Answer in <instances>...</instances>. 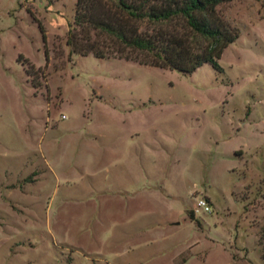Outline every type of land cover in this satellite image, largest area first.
<instances>
[{
	"label": "rangeland",
	"instance_id": "1",
	"mask_svg": "<svg viewBox=\"0 0 264 264\" xmlns=\"http://www.w3.org/2000/svg\"><path fill=\"white\" fill-rule=\"evenodd\" d=\"M75 2L0 0V264H264V0L189 75L71 53Z\"/></svg>",
	"mask_w": 264,
	"mask_h": 264
},
{
	"label": "trees",
	"instance_id": "2",
	"mask_svg": "<svg viewBox=\"0 0 264 264\" xmlns=\"http://www.w3.org/2000/svg\"><path fill=\"white\" fill-rule=\"evenodd\" d=\"M231 1L76 0L65 44L73 54L99 60L135 62L181 75L208 64L220 73L223 50L239 36L217 12ZM187 215L194 221L192 212Z\"/></svg>",
	"mask_w": 264,
	"mask_h": 264
},
{
	"label": "built area",
	"instance_id": "3",
	"mask_svg": "<svg viewBox=\"0 0 264 264\" xmlns=\"http://www.w3.org/2000/svg\"><path fill=\"white\" fill-rule=\"evenodd\" d=\"M191 212L194 216L199 214H210L211 206L203 197H196Z\"/></svg>",
	"mask_w": 264,
	"mask_h": 264
},
{
	"label": "crops",
	"instance_id": "4",
	"mask_svg": "<svg viewBox=\"0 0 264 264\" xmlns=\"http://www.w3.org/2000/svg\"><path fill=\"white\" fill-rule=\"evenodd\" d=\"M141 190H143V188ZM144 190H147V189L145 188Z\"/></svg>",
	"mask_w": 264,
	"mask_h": 264
}]
</instances>
